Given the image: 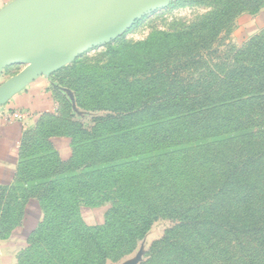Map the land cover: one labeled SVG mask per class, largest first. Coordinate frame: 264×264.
Here are the masks:
<instances>
[{
    "label": "trees",
    "instance_id": "16d2710c",
    "mask_svg": "<svg viewBox=\"0 0 264 264\" xmlns=\"http://www.w3.org/2000/svg\"><path fill=\"white\" fill-rule=\"evenodd\" d=\"M234 7L227 0L188 30L163 35L171 44L136 43L142 54L124 65L131 78L122 71L111 87L98 83L84 98L71 88L76 107L106 112L87 128L65 116L44 120L46 113L31 138L24 133L17 184L0 185V236L17 226L13 218H24L30 201L47 221L42 233L40 225L29 233L14 264H106L131 253L159 219L172 225L150 248L174 252L178 264H191L202 250L224 256L230 238L242 251L237 240L253 244L248 264L264 262V29L219 72L187 74L201 56L184 58V50L206 48L205 37L213 40L228 18L247 8L255 14L264 0ZM53 137L68 139L67 158ZM91 191L116 201L100 226L79 219L82 207L100 205Z\"/></svg>",
    "mask_w": 264,
    "mask_h": 264
},
{
    "label": "rangeland",
    "instance_id": "374dc122",
    "mask_svg": "<svg viewBox=\"0 0 264 264\" xmlns=\"http://www.w3.org/2000/svg\"><path fill=\"white\" fill-rule=\"evenodd\" d=\"M226 1L175 0L166 7L146 14L114 40L81 54L70 64L66 65L64 70L57 73L56 78L52 79L54 85H56L55 88H59L61 91L58 94L55 90L53 91L55 94V107L52 112L43 117L44 120H57L65 116L72 118L73 121L82 122L84 127L87 128L92 123V116L105 114L106 112L100 110L89 112L76 107V97H74L73 90H79L78 96L84 98L86 94L96 89L95 86L98 83L104 88L106 86L111 87V79L118 80V74L122 71L124 74L120 73L119 76L131 78L135 73L124 67V65L134 62L132 58L133 54H142L140 48L133 47L136 43L151 39L150 41L153 46L161 41L171 44L174 42V38H163V35H171L177 31L188 30L190 26L199 23L205 17L220 11ZM235 1L237 2V7H234V10L237 11L238 6L247 0H233V3ZM251 13V8H247L228 18L224 25L219 26L218 35L213 40L210 37H205L204 43L206 44V48L195 47L192 51L188 49L184 50V58L191 57L194 54L201 56L199 66L186 69L187 74L197 76L209 71L219 72L228 65L237 50L245 49L250 38L257 35V33L249 37L244 36L241 31L240 20L245 15H252ZM120 47L122 48L118 52V48ZM120 66L124 68L119 71L118 68ZM22 69V65L6 67L0 73V85ZM116 87L118 89V82ZM69 104L72 106L74 116H70V112L67 109ZM34 126L35 124L29 129L28 136L30 138L33 136V132L36 133ZM62 139L53 137L52 142L55 147L59 148V152L66 153L67 148ZM64 140L68 139L65 138ZM117 156L118 152L115 153L114 157ZM16 184L14 182L12 187H15ZM107 190L109 193L111 189ZM10 193L19 194V191H10ZM102 194L103 192H89V197L94 199L93 205L99 203V201L100 205L81 208L82 218L79 219H82L81 221L84 224L91 227L100 226L106 217H108L107 219L112 218L113 213L108 209L111 204H116V201L108 199L109 197L107 201H101ZM112 196L114 195L110 193V198ZM24 209L25 213H27L26 218H13L17 226L10 233L0 236V264H14L18 251L27 245L26 241L29 233L38 227V225H40L39 231L42 233L45 227L47 218L46 220L42 218V211L36 201H30ZM77 223H79V220H77ZM171 225L172 221L167 219L155 221L145 236L136 243V248L131 253L120 257V259L109 260L106 264H178L175 262L178 259L174 255V252L171 253L163 248L159 249V252L150 248L152 242L158 240L163 235L164 230ZM237 241L245 246L243 251L240 245H237L236 238H230V240L228 239L225 242V245L227 242H230V250L227 254L215 257L213 251L202 250L199 254H196V259L191 261V264H248L246 250L247 252L252 250L253 244L244 238Z\"/></svg>",
    "mask_w": 264,
    "mask_h": 264
},
{
    "label": "water",
    "instance_id": "95a60500",
    "mask_svg": "<svg viewBox=\"0 0 264 264\" xmlns=\"http://www.w3.org/2000/svg\"><path fill=\"white\" fill-rule=\"evenodd\" d=\"M173 1L16 0L4 6L0 9V73L13 65L23 69L0 85V105L38 76H48L114 40L146 14Z\"/></svg>",
    "mask_w": 264,
    "mask_h": 264
},
{
    "label": "crops",
    "instance_id": "0c3cea01",
    "mask_svg": "<svg viewBox=\"0 0 264 264\" xmlns=\"http://www.w3.org/2000/svg\"><path fill=\"white\" fill-rule=\"evenodd\" d=\"M16 0H0V9ZM244 36H252L264 29V7L255 14L245 15L240 20ZM54 81L51 74L38 76L23 89L15 93L5 104L8 108H22L32 113V118L25 126L19 122H5L0 119V185H11L14 182L18 163V152L21 139L43 114L53 111L55 104ZM66 153L59 152L63 158L69 156V141L64 140ZM59 151V148L56 147ZM30 203V202H29ZM26 214L24 218H26Z\"/></svg>",
    "mask_w": 264,
    "mask_h": 264
},
{
    "label": "built area",
    "instance_id": "2783aa9c",
    "mask_svg": "<svg viewBox=\"0 0 264 264\" xmlns=\"http://www.w3.org/2000/svg\"><path fill=\"white\" fill-rule=\"evenodd\" d=\"M30 118H32V113L29 110L8 108L5 104L0 105V119L5 122H19L22 126H25Z\"/></svg>",
    "mask_w": 264,
    "mask_h": 264
}]
</instances>
